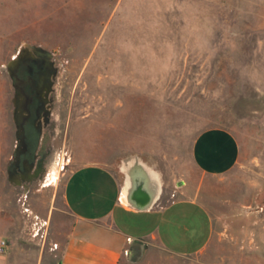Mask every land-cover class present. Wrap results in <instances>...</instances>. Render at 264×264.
<instances>
[{"label": "rangeland", "instance_id": "rangeland-1", "mask_svg": "<svg viewBox=\"0 0 264 264\" xmlns=\"http://www.w3.org/2000/svg\"><path fill=\"white\" fill-rule=\"evenodd\" d=\"M38 48L59 68L57 149L30 189L9 180L13 89L0 70V264H58L73 222L68 175L119 171L135 155L178 199L198 192L214 235L196 256L153 246L122 264H264V0H0V68ZM211 128L230 131L240 157L204 177L192 148Z\"/></svg>", "mask_w": 264, "mask_h": 264}, {"label": "crops", "instance_id": "crops-1", "mask_svg": "<svg viewBox=\"0 0 264 264\" xmlns=\"http://www.w3.org/2000/svg\"><path fill=\"white\" fill-rule=\"evenodd\" d=\"M240 147L228 130L211 128L194 140L192 158L206 176H221L238 163ZM161 184V193L147 211L135 210L124 202L125 175L104 163L84 165L66 178L64 204L73 222L66 232L62 264H122L133 240L182 257L202 253L214 235V221L198 192L181 198L173 193L172 181L156 169L152 175ZM148 187L153 186L150 182ZM190 189L185 184L181 187ZM191 191V190H190Z\"/></svg>", "mask_w": 264, "mask_h": 264}, {"label": "flooded vegetation", "instance_id": "flooded-vegetation-1", "mask_svg": "<svg viewBox=\"0 0 264 264\" xmlns=\"http://www.w3.org/2000/svg\"><path fill=\"white\" fill-rule=\"evenodd\" d=\"M25 50L13 74H8L13 89L11 101L19 89L16 98L21 108L19 120L22 135L17 139V146L7 168L9 180L15 185L21 184L24 190L29 186L31 188L43 177L48 163L56 154V81L59 71L53 54H37ZM125 159L120 162V172L125 166ZM141 159L142 166L153 175L156 165L151 159ZM134 161L132 158L126 163L127 166L133 169Z\"/></svg>", "mask_w": 264, "mask_h": 264}, {"label": "water", "instance_id": "water-1", "mask_svg": "<svg viewBox=\"0 0 264 264\" xmlns=\"http://www.w3.org/2000/svg\"><path fill=\"white\" fill-rule=\"evenodd\" d=\"M26 50H22L18 56L12 59L6 67L0 68L2 72H7L12 75L16 66L22 60V57ZM35 53L39 54L45 52L41 48L35 49ZM47 53V52H45ZM19 91V89H17ZM16 90L15 98L13 99V119L16 127V138L22 135V127L20 122L21 108L17 101L18 91ZM134 158V168L131 169L127 166L130 160ZM125 166L121 168V172L125 175L126 191L124 192V202L135 210L147 211L150 210L161 193V184L152 179L149 172L142 166L141 157L135 155L133 157H127L125 160ZM149 182L153 185L148 187ZM179 185H182L180 183ZM147 245L144 240L138 239L131 242V247L127 252V261L130 263H139L145 256ZM58 264H62L59 262Z\"/></svg>", "mask_w": 264, "mask_h": 264}, {"label": "built area", "instance_id": "built-area-1", "mask_svg": "<svg viewBox=\"0 0 264 264\" xmlns=\"http://www.w3.org/2000/svg\"><path fill=\"white\" fill-rule=\"evenodd\" d=\"M6 246L7 245L5 241L0 243V254H3L5 252Z\"/></svg>", "mask_w": 264, "mask_h": 264}]
</instances>
